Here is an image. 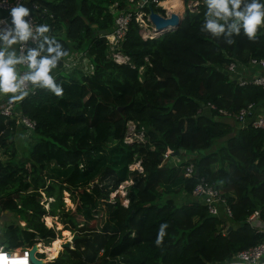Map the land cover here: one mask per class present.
I'll list each match as a JSON object with an SVG mask.
<instances>
[{"label": "trees", "instance_id": "obj_1", "mask_svg": "<svg viewBox=\"0 0 264 264\" xmlns=\"http://www.w3.org/2000/svg\"><path fill=\"white\" fill-rule=\"evenodd\" d=\"M188 1L196 2L193 8L186 7ZM114 2L124 4L27 0L37 25L50 26L48 35L68 50L67 57L83 53L91 72L63 71L65 57L53 72L62 97L37 90L17 104L19 113L34 121L33 141L25 157L0 161V215L5 211L14 218L0 225V249L49 243L59 233L43 223L50 216L76 238L47 264H219L264 236L247 221L256 211L264 223V130L237 126L216 112L235 113L251 104L249 118L262 108L264 88L237 85L224 71L230 61L243 67L250 58L264 61L261 27L255 41L241 31L229 45L223 36L201 32L204 0H183L173 31L142 39L132 19L114 51L126 60L116 63L105 39ZM143 10L163 14L160 7ZM205 103L215 109L203 110ZM129 122L143 141L123 143ZM17 127L14 119L0 116V150L12 145ZM168 150L195 157L166 165L162 157ZM133 162L141 171H126ZM187 163L197 176L183 177ZM94 173L96 182L78 187ZM199 179L217 191L229 219L208 216L191 198ZM125 180L131 183L124 188V205L109 194ZM63 193L72 210L65 208ZM162 225L167 227L157 245Z\"/></svg>", "mask_w": 264, "mask_h": 264}, {"label": "clouds", "instance_id": "obj_2", "mask_svg": "<svg viewBox=\"0 0 264 264\" xmlns=\"http://www.w3.org/2000/svg\"><path fill=\"white\" fill-rule=\"evenodd\" d=\"M204 4L207 10L201 32L213 38L223 36L229 45L241 31L248 40L255 41L258 29L264 25L261 0H204ZM30 14L29 8L17 3L8 8L10 20L0 19V96H6L9 105L23 101L37 90H46L56 97H62L64 92L53 72L69 52L48 35L51 30L48 24L33 26L26 19ZM29 42L35 46H29ZM15 45L20 46L19 52ZM165 227L160 228L157 245ZM0 264H26V261L10 258L0 250Z\"/></svg>", "mask_w": 264, "mask_h": 264}, {"label": "built area", "instance_id": "obj_3", "mask_svg": "<svg viewBox=\"0 0 264 264\" xmlns=\"http://www.w3.org/2000/svg\"><path fill=\"white\" fill-rule=\"evenodd\" d=\"M24 1L25 0H0V19L10 20V17L8 16V8L10 6H15L17 3H23ZM160 4L161 0H124L122 7H117V2H114L108 6V12L112 14L113 23L112 29L109 34L105 35V39L108 50L111 53V57L114 62L120 63L126 60V57H123L114 51L117 50L120 41L125 35L128 23L132 19L139 27V35L142 39H150L157 35L152 25L148 21V13H145L143 9L149 6L160 7L163 9ZM28 5L32 10H37V6L34 3H29ZM163 10L166 11V9ZM168 14L169 13L167 12L164 14L163 11V16ZM26 19L29 20L33 26L37 25L32 13L29 17H26ZM260 27L261 33L264 36V25ZM33 45L34 44L29 42V46ZM15 48L19 52L20 46L16 45ZM76 54L80 55L76 56ZM78 57H85L88 61L87 57L83 53H74L61 62L62 70L66 71L68 69L72 70L80 68L85 72H91L90 62L88 61V64L82 66ZM237 68H239L240 71H238ZM224 71L230 79L235 80L237 85L249 84L264 88V61L262 59L250 58L247 62V67L239 66L234 61H230L226 64ZM245 73H248V76H243ZM18 103L19 102L9 105L7 97H5L0 102V116H3L6 119H14L15 124L19 125L20 129H24L23 134H26L28 137L31 130L34 128V121L19 113V111L16 109ZM201 108H203V110H214L215 106L211 103H205L201 105ZM253 109V105L248 104L246 107L239 109L235 113L227 112L222 109H217L216 112L223 118L235 121L239 126L249 123V125L253 128L264 130V114H257L256 116H251L248 118ZM133 128L134 125L129 122L127 124V135L124 138L125 140L128 138L129 141H131V135L135 137V133L133 131L130 132V129L132 130ZM169 152L170 151L168 150V152L165 155L163 154V156L167 158L169 156ZM193 173V165L191 163H187L183 167V177L188 178L193 175ZM190 196L194 200L198 201L202 206H204L205 212L208 216L222 217L225 220L231 217L230 209L225 204L223 199H221L217 191L203 179H199L194 184L190 191ZM257 218V212L253 211L247 217V221L250 223V225L264 234V223H261ZM16 250L17 251H6L5 253L10 254L16 252L17 254L23 253L27 255L28 248ZM219 264H264V236L254 245L234 253L231 257L225 259Z\"/></svg>", "mask_w": 264, "mask_h": 264}, {"label": "rangeland", "instance_id": "obj_4", "mask_svg": "<svg viewBox=\"0 0 264 264\" xmlns=\"http://www.w3.org/2000/svg\"><path fill=\"white\" fill-rule=\"evenodd\" d=\"M192 3L196 4L195 2H192ZM193 4H190V2H188V6L189 7H191V5H193ZM188 6H186V7H188ZM191 8H193V7H191ZM163 11H164V14H165L166 11L165 10H163ZM167 13H169V12H167ZM159 14L163 15L161 13H159ZM178 16H181L180 13H178ZM79 55L80 54H76V56H79ZM78 58H79L80 64L82 66H84L85 64H88V61L86 60L85 57L84 58L78 57ZM77 62H78V60H77ZM68 71H70V69L66 70L65 72H68ZM225 121H229V120H225ZM231 124H232L233 129H234V126H235L234 123L231 122ZM132 131H133V129L132 130L130 129V132H132ZM25 135L26 134H23V131L20 130L19 127L17 129L15 128L14 132L12 133V138H11L12 145L10 147H8V149H6L5 152L0 150V161H2V162H5L7 160L15 161V160H18V159H21V158L25 157V155L27 153V150L29 149V147H30V145H31V143L33 141L29 135H28V137H27V135L26 136ZM131 138H133L132 140L143 141V140H141L142 138H141L140 134L139 135L135 134V137L131 135ZM132 140L129 141V139L126 138V140L123 139V143H125V144L126 143H131ZM217 143L220 144L219 142H217ZM106 150L107 149H105V151ZM167 152L168 151H166L164 153V155ZM170 153L171 152H169V156L167 158L164 157V156L162 157V163L163 164L174 165V164L178 163L179 161H182L183 159L195 157V155L192 154V153L185 154L184 157L174 156L173 154H170ZM110 154L111 153H107L106 157L110 156ZM117 169H119L120 173L123 172L122 168H117ZM132 170L141 171L140 167L138 166V162H133V163H130V164H128L126 166V171H132ZM129 177L130 176H128V178ZM59 178H62V175H60ZM96 180H97V174L94 173L91 178H88V179L80 182L78 184V187H84V188L90 187V185L92 183L96 182ZM129 183H131L130 180H125V181L121 182L117 186V189L109 194V198L110 199H114V197H117L120 200V202L125 205L126 204V200L123 199V195L125 193L124 188ZM63 202H64V205H65V208H69L71 210L73 209V205L70 203V200L68 199L66 193H63ZM178 202L180 203V202H182V200L179 199L178 201H176V203H178ZM44 208L45 209L48 208L47 204L44 205ZM4 215L7 218V220H5V218H4V220L0 222V225H3V223H9L10 221H12L14 219L11 215H9L7 213H4ZM46 218L48 219V223H46V221H45ZM42 221L47 227H53L55 230L59 231L58 236L55 239H53L52 241H50L49 243H47V244H43L42 242L36 243L37 253L42 255L41 257H39V259L43 263L47 264L48 262L52 261V259L55 258L63 250L64 247L71 248V244H72L71 237L73 235L70 234V232L62 229L61 225L57 222L56 217L45 216V217L42 218ZM19 224L22 225V223H19ZM54 240L56 242L55 246H53L54 243L50 246L51 242H53ZM44 248H54L55 249V251L53 252L54 254L50 253L49 251L45 252ZM14 251H17V250L15 249Z\"/></svg>", "mask_w": 264, "mask_h": 264}, {"label": "water", "instance_id": "obj_5", "mask_svg": "<svg viewBox=\"0 0 264 264\" xmlns=\"http://www.w3.org/2000/svg\"><path fill=\"white\" fill-rule=\"evenodd\" d=\"M148 21L152 25L154 31L156 32L157 35L163 33V32H168V31H173L175 30L179 23H180V16L176 15L175 13H169L166 16L160 15L156 12H153L151 10L148 11L147 14ZM93 26V25H92ZM99 34L103 35L104 31H98ZM201 152V151H200ZM170 154L176 155L175 152H171ZM194 176L198 175V170L197 168L194 169ZM4 213L5 211L0 215V222L4 220H7L5 217ZM229 228V227H228ZM76 238V236L71 237V242ZM37 253V246L36 244L32 245L28 250H27V256H28V261L29 264H45L43 263L39 258L36 257Z\"/></svg>", "mask_w": 264, "mask_h": 264}, {"label": "bare ground", "instance_id": "obj_6", "mask_svg": "<svg viewBox=\"0 0 264 264\" xmlns=\"http://www.w3.org/2000/svg\"><path fill=\"white\" fill-rule=\"evenodd\" d=\"M163 9H166L167 12H176L177 10L180 9L181 7V0H167L166 2H163L160 4ZM46 223H48V219H45ZM45 252L49 251L50 253L54 254L53 252L55 251L54 248H44ZM39 251V250H38ZM41 251V250H40ZM15 255V257H13ZM10 258H16L20 260L26 261V264H28V256L26 254H17L16 252L10 253L9 254Z\"/></svg>", "mask_w": 264, "mask_h": 264}, {"label": "crops", "instance_id": "obj_7", "mask_svg": "<svg viewBox=\"0 0 264 264\" xmlns=\"http://www.w3.org/2000/svg\"><path fill=\"white\" fill-rule=\"evenodd\" d=\"M167 1V0H166ZM165 0H161V3H163V2H166ZM188 2H190V4H193L192 2L193 1H188ZM188 2L186 3V6H188ZM23 4L24 5H27V0H25L24 2H23ZM189 7V6H188ZM191 7H194V4L193 5H191ZM191 7H189V8H191ZM183 8H184V4H183V0H181V7H180V9L179 10H177L176 12H175V14L176 15H178V13H180V15H181V13H182V11H183ZM167 12V11H166ZM169 13H174V12H169ZM14 47H16V45L14 46ZM243 76H248V73H245ZM6 96H0V102L5 98ZM260 105H261V107L262 108H260L259 110H258V114H264V100L263 101H261L260 103H259ZM235 125V124H234ZM237 126H238V124H236ZM18 128V127H17ZM16 128V129H17ZM20 129V128H19ZM21 130V129H20Z\"/></svg>", "mask_w": 264, "mask_h": 264}]
</instances>
